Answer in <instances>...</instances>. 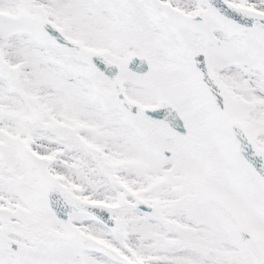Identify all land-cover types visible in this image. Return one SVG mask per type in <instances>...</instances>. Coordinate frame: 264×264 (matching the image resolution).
I'll list each match as a JSON object with an SVG mask.
<instances>
[{
	"label": "snow or ice",
	"instance_id": "snow-or-ice-1",
	"mask_svg": "<svg viewBox=\"0 0 264 264\" xmlns=\"http://www.w3.org/2000/svg\"><path fill=\"white\" fill-rule=\"evenodd\" d=\"M0 264H264V0H0Z\"/></svg>",
	"mask_w": 264,
	"mask_h": 264
}]
</instances>
